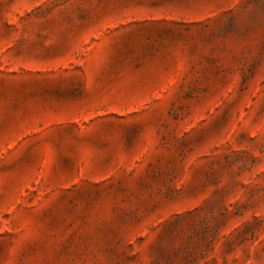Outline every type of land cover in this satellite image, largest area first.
<instances>
[{
  "label": "rangeland",
  "instance_id": "obj_1",
  "mask_svg": "<svg viewBox=\"0 0 264 264\" xmlns=\"http://www.w3.org/2000/svg\"><path fill=\"white\" fill-rule=\"evenodd\" d=\"M0 264H264V0H0Z\"/></svg>",
  "mask_w": 264,
  "mask_h": 264
}]
</instances>
